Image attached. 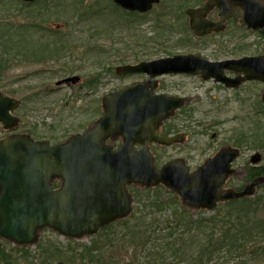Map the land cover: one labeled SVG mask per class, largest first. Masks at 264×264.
Wrapping results in <instances>:
<instances>
[{
  "label": "rangeland",
  "instance_id": "rangeland-1",
  "mask_svg": "<svg viewBox=\"0 0 264 264\" xmlns=\"http://www.w3.org/2000/svg\"><path fill=\"white\" fill-rule=\"evenodd\" d=\"M112 3V0H40L25 4L22 0H0V30H8L0 32V36H4L0 38L3 39L0 41V92L21 101L14 112L20 119L14 133L27 134L36 141H48L52 145L83 133L100 117L103 97L140 82L138 77L118 76L115 69L121 65L189 55L211 62L264 55V37L236 21L230 20L220 35L195 37L183 10L178 8L179 5H185L184 10L196 7L193 0H163L147 15L131 18L114 11ZM217 19L218 16L211 17V20ZM156 34L163 36L162 43H147L146 38ZM9 39L25 41L28 45L31 41V49L25 51L13 44L7 48L4 41ZM46 44L51 46L50 50H57V54L47 52L38 58L40 46ZM56 57H60L59 60ZM121 60L125 64H119ZM75 77L80 78L79 84L57 85ZM97 79L93 88L87 87L90 81ZM160 81L157 90L160 94L186 98L187 102L165 125V131L182 137L183 141L172 147L153 146L157 165L161 167L174 159H183L194 171L220 150L237 147L243 156L236 163L237 175L233 177L231 188L238 189L249 183L253 170L264 167L261 98L264 85L249 83L234 93L218 90L213 82L194 77L168 76ZM9 135L10 132L0 126V140ZM256 156L260 157L258 168L250 163ZM260 177L264 174L254 175V178ZM130 192L137 212L154 190L149 195L133 187ZM258 196L264 197V187L258 188L251 199ZM111 230V236L123 232L121 226ZM100 239L96 236L71 241L47 229L40 236L42 249L32 245L29 250L32 256H37L53 244L68 258L67 253L70 251L72 256V249L75 250L74 256L79 259L83 247L90 248L100 243ZM102 241L104 244L106 239ZM18 249L1 241L0 250L10 253L11 257H20ZM125 261H131L129 256ZM62 262L71 264L66 260Z\"/></svg>",
  "mask_w": 264,
  "mask_h": 264
},
{
  "label": "water",
  "instance_id": "water-1",
  "mask_svg": "<svg viewBox=\"0 0 264 264\" xmlns=\"http://www.w3.org/2000/svg\"><path fill=\"white\" fill-rule=\"evenodd\" d=\"M113 1L120 8L140 13H147L160 2ZM231 6L242 9V26L254 31L264 28V6L255 0H207L202 8L187 11L195 37L224 32ZM216 8L220 10L219 19L213 22L208 17ZM226 71L245 77L230 79L225 77ZM117 74H146L150 80L106 95L101 100L102 117L84 133L55 146L37 142L27 134H12L0 140V239L30 247L38 245L45 229L75 241L97 235L110 224L132 216L131 185L141 189L164 186L192 212H212L220 204L253 198L264 184V177H260L241 192L227 188L228 180L237 175L232 164L241 156V151L232 147L220 150L194 172L183 159L158 168L151 152L153 143L168 147L183 141L180 136L163 133L162 126L187 101L155 95L158 83L151 78L189 74L237 88L246 80L264 82V56L223 62L175 56L121 66ZM79 82L80 78L75 77L58 85ZM262 98L264 103V94ZM20 105L21 101L0 92V124L8 132L20 124V119L12 115ZM117 141L122 145L116 151L109 142ZM136 145L143 148L136 150ZM258 162L259 157L252 159V163ZM56 182L61 187L55 191Z\"/></svg>",
  "mask_w": 264,
  "mask_h": 264
},
{
  "label": "trees",
  "instance_id": "trees-1",
  "mask_svg": "<svg viewBox=\"0 0 264 264\" xmlns=\"http://www.w3.org/2000/svg\"><path fill=\"white\" fill-rule=\"evenodd\" d=\"M184 7L179 5L178 8L184 10ZM123 14L128 18L138 15ZM0 32L8 30L1 29ZM162 37L156 34L146 38V41L160 44ZM4 43L7 48L13 44L25 51L31 49V41L29 45L13 39ZM50 47L49 44L38 47L41 53L38 58L47 52L56 55L57 50H50ZM31 51L34 53L33 49ZM119 64L125 63L121 60ZM98 81H90L87 87L93 88L94 82L97 84ZM253 174H264V167L253 170ZM254 175L251 177L254 178ZM151 192L146 191L148 194ZM144 202L141 210L130 220L102 230L97 236L101 238L100 243L90 248L83 247L79 259L74 256L75 250L72 249V256L70 251L67 253L68 258L52 244L37 256H32L29 249H18L20 257H11L10 253L0 250V263L37 264L40 261V264H55L66 260L71 264H264V197L233 201L220 206L214 213L193 214L181 206L173 193L159 187ZM117 226H121L123 232L111 236V229ZM102 238L106 239L104 244ZM128 256L131 261L127 262L125 257Z\"/></svg>",
  "mask_w": 264,
  "mask_h": 264
},
{
  "label": "flooded vegetation",
  "instance_id": "flooded-vegetation-1",
  "mask_svg": "<svg viewBox=\"0 0 264 264\" xmlns=\"http://www.w3.org/2000/svg\"><path fill=\"white\" fill-rule=\"evenodd\" d=\"M255 2H256V0H255ZM257 2L258 3H260L261 5H263L264 6V0H257ZM232 7V9H231V21H236V22H239V20H240V18L242 17V10L239 8V7H236V6H231ZM244 28V27H243ZM256 33H258L259 35H261L262 36V38L264 37V28H263V31H261V32H256ZM264 39V38H263ZM182 76H184V77H194V78H199V77H196V76H190V75H182ZM225 76L227 77V78H233V79H235V78H238V77H242L241 75H238V74H235V73H232V72H226L225 73ZM129 77H138V78H140V80L139 81H145L146 80V76L145 75H141V76H139V75H132V76H129ZM209 82H213L214 83V81L213 80H210V81H208V82H206V83H209ZM249 83H259V84H262V83H260V82H257V81H249V82H244L243 84H241L239 87H237V88H227L226 86H224L223 84H215V87H218L217 89L218 90H225V91H229V92H234V93H236V92H240L247 84H249ZM262 85H264V84H262ZM263 105V104H262ZM166 125V124H165ZM164 130H165V126H164ZM166 132H169V131H167L166 130ZM172 135V134H171ZM173 136H175V135H173ZM237 148V147H236ZM139 149V148H138ZM250 160H252V159H250ZM234 166H236V164L234 165ZM253 167V166H252ZM255 179V178H254ZM248 182H250V181H248ZM231 183H232V181L231 182H229V187H231ZM247 183V182H246ZM246 183H244L245 185H246ZM245 185L243 186V187H240V188H238L237 190H239V191H242L244 188H245Z\"/></svg>",
  "mask_w": 264,
  "mask_h": 264
},
{
  "label": "bare ground",
  "instance_id": "bare-ground-1",
  "mask_svg": "<svg viewBox=\"0 0 264 264\" xmlns=\"http://www.w3.org/2000/svg\"><path fill=\"white\" fill-rule=\"evenodd\" d=\"M194 2H196V3H198V2H203V1H207V0H193ZM121 11H122V13H124V12H126V13H130V11H128V10H125V9H123V8H121ZM152 11V10H151ZM150 11V12H151ZM149 12V13H150ZM124 15V14H123ZM200 212H204V213H208V211H200Z\"/></svg>",
  "mask_w": 264,
  "mask_h": 264
}]
</instances>
